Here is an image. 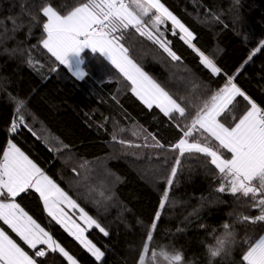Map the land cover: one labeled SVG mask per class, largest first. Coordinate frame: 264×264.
<instances>
[{
  "label": "trees",
  "instance_id": "obj_1",
  "mask_svg": "<svg viewBox=\"0 0 264 264\" xmlns=\"http://www.w3.org/2000/svg\"><path fill=\"white\" fill-rule=\"evenodd\" d=\"M81 2L0 0V159L11 139L106 230L107 235L95 226L87 231L104 256L96 260L52 220L36 190L27 189L15 201L82 264H140L145 244L144 264H154L152 252L161 245L182 252L179 264H244L248 246L264 235V221L242 220L260 215L252 198L217 191L225 181L209 157L195 152L180 158L173 185L166 186L178 155L170 147L177 136L173 123H190L193 107L198 109L222 87L225 76L210 74L179 33L171 34L168 23V30L161 31L182 58L179 62L134 29L118 35L145 72L174 98L187 100L186 117L170 122L157 108H147L132 93L131 82L100 53L83 54L89 75L78 80L43 48L47 18L40 8L50 3L66 15ZM161 2L195 34L197 47L264 109V0ZM9 18L16 20L15 29ZM21 100L24 123L11 135ZM250 106L248 99L237 97L220 122L233 126ZM209 143L215 145L210 138ZM221 152L230 158V153ZM166 188L169 200L148 241ZM0 225L25 247L2 221ZM218 240L224 241L223 247L212 257L209 249L217 247ZM46 252L45 257H34L37 264H68L58 252Z\"/></svg>",
  "mask_w": 264,
  "mask_h": 264
},
{
  "label": "snow or ice",
  "instance_id": "obj_2",
  "mask_svg": "<svg viewBox=\"0 0 264 264\" xmlns=\"http://www.w3.org/2000/svg\"><path fill=\"white\" fill-rule=\"evenodd\" d=\"M40 12L47 18V22L43 24L46 34V38L42 40L43 48L60 65L73 69L72 75L75 78L84 80L89 75L82 67L85 64L82 55L85 50L90 49L93 53L99 51L131 82L132 93L147 108H157L173 122L175 117L187 116V100L184 97L174 98L164 86L145 72L131 58L129 49L120 42L122 35H118L130 28L134 29L158 45L172 61L179 62L182 58L173 50L171 41L161 31L162 27L167 31V24L170 22L171 34L175 36L179 33V38L198 54L201 65L209 70L210 74L224 75L226 82L204 100L198 109L193 107L195 115L190 123L184 127L173 123L177 136L170 143V147L178 155L175 166H171L166 178V186L170 188L173 185L181 157L193 152L204 154L210 158L211 165L225 181L217 191L251 197L252 206L260 211V215L242 216V220L249 223L264 221V109L246 97L234 82V77L223 73V69L215 60L197 47L194 43L195 34L161 0H84L66 15H61L49 3L40 8ZM9 19L15 29L16 20ZM70 54H75V60L70 59ZM237 97L248 99L251 106L229 127L220 122V117L233 105ZM24 104L25 101H19L15 109L17 116L11 124L12 133H16L18 126L23 125L24 116L19 113ZM209 138L215 141L214 146L209 143ZM157 146L165 147L159 142ZM221 150L230 153V158H224ZM73 171L75 172V169ZM29 188H34L42 197L43 205L51 219L63 226L96 260L99 261L104 256V252L88 239L85 233L93 226L105 235L108 234L106 230L9 139L0 159V221L35 252L30 256L0 229V264H37L36 258L46 256L45 249L52 253L58 252L66 258L68 264H78L77 259L66 251L51 233L15 202V198ZM167 188L162 193L159 210L153 216L148 241H151L162 215L161 210L169 200ZM65 207L79 210L78 219L83 222V227L68 215ZM224 227L227 229L229 225L225 224ZM217 244V247L209 249L213 256L221 251L224 241L218 240ZM147 253L148 247L145 244L140 264H144ZM155 255L156 253L152 252L151 258L154 259ZM172 259L179 264L182 258L177 255ZM242 262L264 264V236H260L248 246L242 256Z\"/></svg>",
  "mask_w": 264,
  "mask_h": 264
},
{
  "label": "clouds",
  "instance_id": "obj_3",
  "mask_svg": "<svg viewBox=\"0 0 264 264\" xmlns=\"http://www.w3.org/2000/svg\"><path fill=\"white\" fill-rule=\"evenodd\" d=\"M213 248H215V246H213ZM155 253V258L152 259L154 264H177V262L172 259L177 255L181 256V261L183 260L182 252L178 249L170 248L168 245H161L158 249H156ZM219 255L220 252L215 256L212 255V257H218Z\"/></svg>",
  "mask_w": 264,
  "mask_h": 264
},
{
  "label": "crops",
  "instance_id": "obj_4",
  "mask_svg": "<svg viewBox=\"0 0 264 264\" xmlns=\"http://www.w3.org/2000/svg\"><path fill=\"white\" fill-rule=\"evenodd\" d=\"M121 42V41H120ZM122 43V42H121ZM86 51H91L90 49H86L85 50V52ZM97 53H100L99 51H97ZM84 54V53H83ZM82 54V55H83ZM100 54H102V53H100ZM105 58H107L104 54H102ZM70 59L71 60H75V54H70ZM67 68H69L68 66H66ZM83 67V66H82ZM70 69V68H69ZM71 71H73V69H70ZM119 70V69H118ZM21 149V148H20ZM27 155V154H26ZM28 156V155H27ZM29 157V156H28ZM30 158V157H29ZM31 159V158H30ZM32 160V159H31ZM33 161V160H32ZM34 162V161H33ZM39 166V165H38ZM29 189H34V188H29ZM35 190V189H34ZM42 198V197H41ZM42 201H43V199H42ZM16 202V201H15ZM17 203V202H16ZM18 204V203H17ZM21 207V206H20ZM22 208V207H21ZM23 209V208H22ZM24 210V209H23ZM46 210V209H45ZM25 211V210H24ZM26 212V211H25ZM47 212V211H46ZM3 222V221H2ZM38 223V222H37ZM6 225V224H5ZM7 226V225H6ZM8 227V226H7ZM42 227V226H41ZM9 228V227H8ZM0 229H3V227L0 225ZM10 229V228H9ZM4 230V229H3ZM11 230V229H10ZM12 231V230H11ZM4 232H6L7 233V231H5L4 230ZM13 232V231H12ZM14 233V232H13ZM15 234V233H14ZM7 235L8 236H10L11 237V239H13L17 244H19L9 233H7ZM16 235V234H15ZM264 236V235H263ZM25 244V243H24ZM20 245V244H19ZM20 247H22L26 252H28V254L30 255V256H33L32 255V253L33 252H35V250L34 249H30L26 244H25V247L24 246H22V245H20ZM40 246H38V248H39ZM46 250V249H45Z\"/></svg>",
  "mask_w": 264,
  "mask_h": 264
},
{
  "label": "rangeland",
  "instance_id": "obj_5",
  "mask_svg": "<svg viewBox=\"0 0 264 264\" xmlns=\"http://www.w3.org/2000/svg\"><path fill=\"white\" fill-rule=\"evenodd\" d=\"M170 23V22H169ZM65 211L68 213V215L69 216H71L74 220H76L77 221V223H80L81 224V226L83 227L84 225H83V222L82 221H80L79 219H78V216H79V210L77 209V210H71V209H68L67 207H65ZM63 227V226H62ZM94 227V226H93ZM89 230V229H88ZM87 230V231H88ZM87 231H86V236H87ZM89 239V238H88ZM94 243V242H93ZM95 244V243H94ZM97 246V245H96ZM98 247V246H97ZM66 250V249H65ZM67 251V250H66ZM77 259V258H76ZM77 261H78V264H82L78 259H77ZM154 262V261H153Z\"/></svg>",
  "mask_w": 264,
  "mask_h": 264
},
{
  "label": "built area",
  "instance_id": "obj_6",
  "mask_svg": "<svg viewBox=\"0 0 264 264\" xmlns=\"http://www.w3.org/2000/svg\"><path fill=\"white\" fill-rule=\"evenodd\" d=\"M16 116H17V114L15 115V118H16ZM15 118H14V119H15ZM23 123H24V122H23ZM19 127H20V126H18V129H19ZM14 134H15V133H12V132H11V135H14Z\"/></svg>",
  "mask_w": 264,
  "mask_h": 264
}]
</instances>
